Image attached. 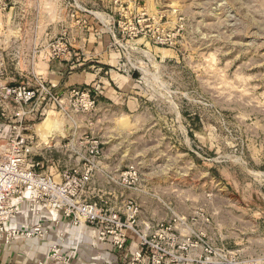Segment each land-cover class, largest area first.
Wrapping results in <instances>:
<instances>
[{
  "label": "rangeland",
  "instance_id": "1",
  "mask_svg": "<svg viewBox=\"0 0 264 264\" xmlns=\"http://www.w3.org/2000/svg\"><path fill=\"white\" fill-rule=\"evenodd\" d=\"M144 1L133 16L146 13L160 21V31L176 43L157 45L148 36L121 41L118 70L136 76L138 104L100 111L105 162L119 172L139 168L138 189L129 193L150 206L153 223L183 222L187 231L202 232L205 240L264 264V0ZM8 2L25 33L40 3L42 47L53 27L60 33L69 25L48 24L50 18H65L54 1ZM77 20L73 29H80ZM107 26L100 29L109 33ZM14 52V45L7 49L8 70L0 77L37 86L48 74L49 57L40 55L37 73L18 72L15 66L25 67L31 57ZM45 105L36 130L47 140L51 133L63 134L66 120L48 98ZM56 153L63 162L71 155Z\"/></svg>",
  "mask_w": 264,
  "mask_h": 264
},
{
  "label": "built area",
  "instance_id": "2",
  "mask_svg": "<svg viewBox=\"0 0 264 264\" xmlns=\"http://www.w3.org/2000/svg\"><path fill=\"white\" fill-rule=\"evenodd\" d=\"M50 1L65 11V18H50L48 24L55 26L64 21L70 26L60 33L53 27L49 43L42 47L40 3L33 6L31 32L25 33L21 21L15 18L13 4L0 0V73L8 70L4 57L13 45L15 55L31 57L26 68L15 66L18 72L37 73V61L42 53L50 61L71 58L74 55L71 23L77 18L80 28H86L88 15H94L101 26H110L111 44L120 49L123 39L129 41L138 36H148L157 45L176 43L171 34L160 31V21L146 17V13L133 16V10L141 7L144 0H111V10L97 13L77 0ZM74 8L78 11H73ZM118 15L127 19H118ZM128 23L132 27H127ZM24 42L29 47L25 48ZM123 71L131 73L127 68ZM40 79L37 86H30L0 77V119L9 125L7 134L0 131V242L11 243L21 236L45 238L50 233L51 227L43 221L26 228L9 226L11 219L19 214L21 204L27 203L31 212L37 216L47 214L56 224L63 214L75 225H90L94 244L111 242L124 256L134 234L139 238V247L125 264H256L239 250L205 240L202 232L187 231L183 222L181 226L177 220L142 222V204L134 195L124 193L117 205L91 200L88 192L104 155V141L96 127L100 119L99 101L88 87L70 86L55 91L43 76ZM47 98L57 107L66 125L63 134L51 133L44 140L36 125L44 119L46 109L41 110V102ZM56 152H71V155L63 162L56 157ZM139 172L137 166L131 165L119 172L116 181L131 191L137 190ZM65 244L66 236L60 233L59 240L49 248V260L31 264H71L78 246L66 252ZM0 264H4L1 259Z\"/></svg>",
  "mask_w": 264,
  "mask_h": 264
},
{
  "label": "crops",
  "instance_id": "3",
  "mask_svg": "<svg viewBox=\"0 0 264 264\" xmlns=\"http://www.w3.org/2000/svg\"><path fill=\"white\" fill-rule=\"evenodd\" d=\"M84 3L93 10H111L109 7L111 0H84ZM145 4L147 3L144 1L142 5ZM140 8L142 7L135 10ZM88 18L86 28H74L76 32L72 27V30L70 29L74 55L67 60H52L49 63L48 74L44 78L53 90H63L70 86L90 88L99 101V114L102 109L112 106H123L130 109L131 106L138 104L137 98L133 94L137 81L136 76L124 71L121 73L118 70L121 66V50L112 46L111 35L100 30V24L92 15H88ZM44 102L45 100L41 102V110L47 108L46 105L44 106ZM99 124L100 119L96 124L98 131H100ZM8 129L9 125L0 119V131L7 134ZM118 176V169L111 170L109 168L105 162L104 154L100 169L88 192L90 199L99 202L104 200L117 205L120 204L124 193L133 195L129 193L128 188L116 181ZM132 192L136 193L134 190ZM149 207L142 203V222H152ZM37 221H43L50 226V233L45 238L21 236L11 243L0 242V259L4 264H31L48 261L49 248L59 240L60 233H64L66 236V250H72L78 246V252L73 256L71 264H125L132 256L133 251L139 247V238L132 234L126 256L121 255L111 242L94 244L90 225L83 227L75 225L70 218L63 214L60 215V223L56 224L47 214L37 216L31 212L27 203L21 204L19 214L11 219L9 226L26 228Z\"/></svg>",
  "mask_w": 264,
  "mask_h": 264
},
{
  "label": "bare ground",
  "instance_id": "4",
  "mask_svg": "<svg viewBox=\"0 0 264 264\" xmlns=\"http://www.w3.org/2000/svg\"><path fill=\"white\" fill-rule=\"evenodd\" d=\"M48 116H49V114H48ZM48 116L45 118V120L43 121V124L45 123V121H46V119L48 118ZM49 121H50V119H48V123L47 124H49ZM57 122V121H56ZM58 123V122H57ZM59 124V123H58ZM61 127V126H60ZM68 129V131L70 132V128L69 127H66L65 128V130H67ZM55 131V130H54ZM61 133V132H60Z\"/></svg>",
  "mask_w": 264,
  "mask_h": 264
}]
</instances>
